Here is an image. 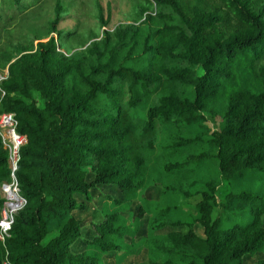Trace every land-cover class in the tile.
<instances>
[{"label": "trees", "instance_id": "16d2710c", "mask_svg": "<svg viewBox=\"0 0 264 264\" xmlns=\"http://www.w3.org/2000/svg\"><path fill=\"white\" fill-rule=\"evenodd\" d=\"M3 1L15 3L14 19L41 0ZM147 1L139 23L91 34L69 54L63 40L80 36L59 28L65 8L57 0L52 36L0 50V66L9 68L0 111L15 112L27 138L15 171L26 203L0 239V264H105L146 217L147 232L130 252L147 248L149 264H245L264 254V191L232 186L264 174V0ZM110 17L111 8L105 19L99 6L103 27ZM205 168L219 180H197ZM12 180L0 136V218L1 187ZM200 182L187 217L169 216L173 208H158L160 200L153 220L146 205L132 226L121 214L143 189L192 198ZM105 186L122 197H105L85 238L74 212L86 211L92 191Z\"/></svg>", "mask_w": 264, "mask_h": 264}, {"label": "rangeland", "instance_id": "374dc122", "mask_svg": "<svg viewBox=\"0 0 264 264\" xmlns=\"http://www.w3.org/2000/svg\"><path fill=\"white\" fill-rule=\"evenodd\" d=\"M32 1V0H27ZM57 0H41L32 6L27 12L14 15V19L9 18V14L12 8L15 6L8 5L7 2L2 3L0 10L5 17L0 20V50L11 49L19 44L30 45L32 42L39 40H46L52 34H50L49 23L54 17V10ZM65 8L64 20L60 23L59 28L62 30H76L79 34L78 38H67L63 40V51L72 53L75 50L81 49V39L88 38L91 34L101 35L104 29H113L120 24L139 23L142 17L143 9L151 7L147 0H62ZM99 6L104 9L105 19L108 16L109 7L111 8L110 23L107 27H103L101 20L99 19ZM4 68V67H3ZM0 66V69H3ZM6 68V67H5ZM35 98L40 99L38 92H33ZM209 126L217 127L218 121L211 120ZM192 132L195 135L208 138L206 134V128L203 126H195ZM197 180H219V175L216 172H212L209 168L202 169L197 173ZM93 177H90L92 180ZM202 182L198 183L192 192L195 194L200 189ZM233 186L234 191L249 189L254 191H264V174L259 176H249L246 179H242L236 182ZM111 187V188H106ZM231 187V186H230ZM228 189L226 182L222 183L218 198L221 200L225 192ZM163 188L159 186H151L143 189L139 192L138 197L131 205L130 208L121 212L126 223L130 226L135 224L136 213L141 205H146L149 209L150 218L153 220L157 216V212L154 209L155 201L160 200L159 207L163 208L169 206L173 208L169 216L180 219L181 217H187L188 213H195V204L199 199L198 194H195L192 198H185L182 195H175L168 193L165 197L162 195ZM4 195L3 190L1 191ZM94 200L88 205L86 211H75L74 214L83 221L84 225V237L87 238L93 233V222L99 221L102 218L101 208L107 195L113 197H122V193L117 187L105 186L98 187L92 191ZM81 199V195H78ZM84 199V197H83ZM110 209L111 202H108ZM249 216H245L243 221L249 220ZM149 218L146 217L141 222V229L135 237L127 238L125 246L121 251H112L103 256V262L105 264H149L148 249L143 248L138 254L130 252V248L137 244L143 235L147 232V223ZM229 224V223H228ZM227 223L224 226H228ZM198 233L202 234V229L199 226H195ZM185 230V228H183ZM163 232V231H162ZM55 233L51 234L49 238ZM134 238V243L132 240ZM84 243L81 241L75 246L76 250L82 249ZM264 254L256 255L255 257H247L245 264H251L254 261L263 258Z\"/></svg>", "mask_w": 264, "mask_h": 264}, {"label": "built area", "instance_id": "2783aa9c", "mask_svg": "<svg viewBox=\"0 0 264 264\" xmlns=\"http://www.w3.org/2000/svg\"><path fill=\"white\" fill-rule=\"evenodd\" d=\"M9 77V68L0 69V107L1 102L6 95V91L3 88V83ZM0 136L5 147L9 151V164L12 170L13 180L8 183L2 184L1 191L3 190V197L6 199L5 206L1 213L0 218V239L5 242L7 237L10 236L9 231L11 230L15 213L22 208L26 199L23 198L19 193L18 182L16 180L15 171L18 167V162L20 160V149L26 143L27 138L25 135L18 132V119L15 112H3L0 111ZM14 190L17 194L19 201L15 208H10L13 202H9L7 192ZM4 264H9L5 262Z\"/></svg>", "mask_w": 264, "mask_h": 264}, {"label": "bare ground", "instance_id": "6f19581e", "mask_svg": "<svg viewBox=\"0 0 264 264\" xmlns=\"http://www.w3.org/2000/svg\"><path fill=\"white\" fill-rule=\"evenodd\" d=\"M7 196L9 198V202H13L10 208H15L17 206V202L19 201L17 194L14 192V190H11L7 192Z\"/></svg>", "mask_w": 264, "mask_h": 264}]
</instances>
